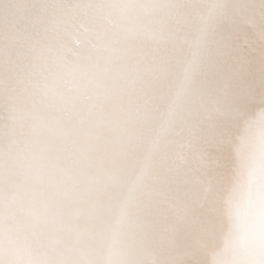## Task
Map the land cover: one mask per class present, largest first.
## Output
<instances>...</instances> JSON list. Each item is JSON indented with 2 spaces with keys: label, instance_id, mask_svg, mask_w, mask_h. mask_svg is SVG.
<instances>
[{
  "label": "bare ground",
  "instance_id": "6f19581e",
  "mask_svg": "<svg viewBox=\"0 0 264 264\" xmlns=\"http://www.w3.org/2000/svg\"><path fill=\"white\" fill-rule=\"evenodd\" d=\"M0 264H264V0H0Z\"/></svg>",
  "mask_w": 264,
  "mask_h": 264
}]
</instances>
